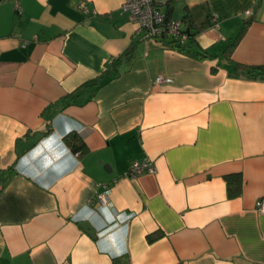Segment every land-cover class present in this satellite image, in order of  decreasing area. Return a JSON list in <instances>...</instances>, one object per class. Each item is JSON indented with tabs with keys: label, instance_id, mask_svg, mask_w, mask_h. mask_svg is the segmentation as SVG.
Returning a JSON list of instances; mask_svg holds the SVG:
<instances>
[{
	"label": "crops",
	"instance_id": "1",
	"mask_svg": "<svg viewBox=\"0 0 264 264\" xmlns=\"http://www.w3.org/2000/svg\"><path fill=\"white\" fill-rule=\"evenodd\" d=\"M79 1L0 0V264H264V0H154L182 48Z\"/></svg>",
	"mask_w": 264,
	"mask_h": 264
},
{
	"label": "built area",
	"instance_id": "2",
	"mask_svg": "<svg viewBox=\"0 0 264 264\" xmlns=\"http://www.w3.org/2000/svg\"><path fill=\"white\" fill-rule=\"evenodd\" d=\"M87 1H79L78 9L87 12ZM121 9L128 13L131 21L137 26V31L143 39H168L174 41L175 46L184 45L187 38V32L183 28L182 21L168 17L154 0H122ZM250 9L246 11L249 13ZM216 21L217 16L213 15ZM171 78L163 75H157L154 84L168 83ZM155 167L151 159L143 158L133 160L125 176L135 178L142 173H153ZM100 190L95 193V200L101 204H108V194L110 186L108 183L99 184ZM255 210L258 213H264V197L257 199Z\"/></svg>",
	"mask_w": 264,
	"mask_h": 264
},
{
	"label": "trees",
	"instance_id": "3",
	"mask_svg": "<svg viewBox=\"0 0 264 264\" xmlns=\"http://www.w3.org/2000/svg\"><path fill=\"white\" fill-rule=\"evenodd\" d=\"M168 16V14H167ZM169 17V16H168ZM189 36L191 33L189 32ZM187 35V36H188ZM169 43L175 45L171 40H168ZM184 45H179L180 48H182ZM133 55L132 48L126 49L121 55H119L116 58H113L112 64L116 66L119 62L121 61H127L130 60ZM242 70L245 72V74L249 77L253 78H262L264 79V65L262 66H257V67H242ZM98 81H92L91 83H88L87 85H94ZM64 141L65 143L71 148L73 152H76L78 154H81L85 151V147L81 139L76 133H68L64 136ZM226 181L228 184V195L230 197H235L239 194L240 192V186L242 182V177L240 174H233L226 176ZM160 234H151L148 236L149 241H153L156 238H158Z\"/></svg>",
	"mask_w": 264,
	"mask_h": 264
},
{
	"label": "water",
	"instance_id": "4",
	"mask_svg": "<svg viewBox=\"0 0 264 264\" xmlns=\"http://www.w3.org/2000/svg\"><path fill=\"white\" fill-rule=\"evenodd\" d=\"M80 226L90 235H93L95 233V229L92 228V226L87 222L81 223Z\"/></svg>",
	"mask_w": 264,
	"mask_h": 264
}]
</instances>
